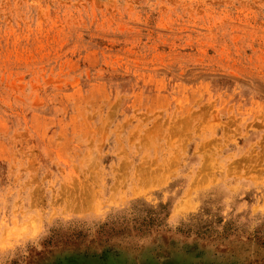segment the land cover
I'll use <instances>...</instances> for the list:
<instances>
[{"label":"rangeland","instance_id":"1","mask_svg":"<svg viewBox=\"0 0 264 264\" xmlns=\"http://www.w3.org/2000/svg\"><path fill=\"white\" fill-rule=\"evenodd\" d=\"M0 264H264V0H0Z\"/></svg>","mask_w":264,"mask_h":264}]
</instances>
